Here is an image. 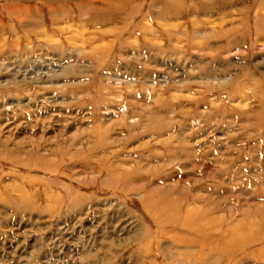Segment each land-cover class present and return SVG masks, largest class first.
Returning a JSON list of instances; mask_svg holds the SVG:
<instances>
[{"label": "rangeland", "instance_id": "rangeland-1", "mask_svg": "<svg viewBox=\"0 0 264 264\" xmlns=\"http://www.w3.org/2000/svg\"><path fill=\"white\" fill-rule=\"evenodd\" d=\"M70 1L0 0V264H264V0Z\"/></svg>", "mask_w": 264, "mask_h": 264}, {"label": "bare ground", "instance_id": "bare-ground-1", "mask_svg": "<svg viewBox=\"0 0 264 264\" xmlns=\"http://www.w3.org/2000/svg\"><path fill=\"white\" fill-rule=\"evenodd\" d=\"M133 1L134 0H127V1H119L116 3H114V1H111L112 2L111 3L110 1H104V0H72L70 2H61V3L59 2H54V3H49V4L45 3L46 5H43V6L39 4H37L36 6L30 5L26 8V11H25L26 14L22 18L28 19V20H37L38 24L34 26H40L38 28H41V26H45L46 24L48 25L56 24V20H54V18H57L60 14H63L62 16H65L66 14H77V15L80 14L79 17L85 16L88 14L90 17V20L86 23L87 25L89 24L106 25L107 23L106 15H110V14H107L110 11H112V13L116 15V17L121 15L124 18V20L133 19L134 7L131 3ZM167 6L168 5H166V7ZM167 12L171 13V15L175 14L174 12H172L170 8H167ZM92 21L93 23H91ZM10 30L14 31V26L11 25ZM228 30L230 31V34L229 35L226 34V35H228V37L230 38V41L229 43L227 42L224 47H222L221 50L223 53L230 51L231 47L235 45L237 46L242 45L243 43L242 41H244V39L237 40V39L231 38V35L232 33H234L235 30L233 28L228 29ZM121 31H125V27L122 28ZM39 34L40 36H46L48 32L43 31ZM206 240H208V238H201L199 243L205 244ZM219 241H220V245L217 246V248H215L214 250L215 251L218 249L224 250L226 248L227 251H229L227 247H228V243L230 240H228V238L223 236V238H219Z\"/></svg>", "mask_w": 264, "mask_h": 264}]
</instances>
